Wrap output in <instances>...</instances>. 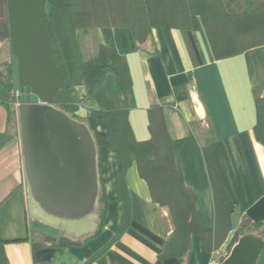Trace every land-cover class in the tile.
I'll use <instances>...</instances> for the list:
<instances>
[{"label":"crops","instance_id":"1","mask_svg":"<svg viewBox=\"0 0 264 264\" xmlns=\"http://www.w3.org/2000/svg\"><path fill=\"white\" fill-rule=\"evenodd\" d=\"M75 37L83 60L95 56L99 45L114 49L126 60L131 79L125 95L127 122L136 141L150 138L149 108H162L173 160L184 186L194 194L195 210L204 230L212 231L216 224L213 190L202 153L209 144L219 148V162L238 210L252 222L262 221L264 147L255 140L252 130L257 121L255 97L264 95V44L215 59L201 26L184 33L170 27L151 28L150 36L141 45L135 43L127 27H99L83 32L79 29ZM114 82L113 74H107L102 87L106 97L119 108L121 101ZM75 91L82 99L85 86H77ZM79 106L76 115L81 119L87 118L88 110H99L93 101H81ZM6 113L0 104V240L27 238L25 242L0 243L7 264H180L173 258L159 259L173 224L167 207L150 201L147 185L137 175L134 163L125 175L129 222L119 233L123 207L114 198L115 174L122 158L108 144L97 151L102 189L109 200L100 234L80 246L64 248L49 246L56 238L43 234V240H32L29 221L42 219L29 205L20 141ZM87 124L92 137L101 135L108 142L103 116L89 117ZM232 236L233 231L225 236L215 250L218 255L205 248L200 236L191 238L185 264L224 261L237 242L230 246ZM34 243L47 246L33 249ZM255 263L264 264V247Z\"/></svg>","mask_w":264,"mask_h":264},{"label":"trees","instance_id":"2","mask_svg":"<svg viewBox=\"0 0 264 264\" xmlns=\"http://www.w3.org/2000/svg\"><path fill=\"white\" fill-rule=\"evenodd\" d=\"M5 7L6 0H0V41L9 40ZM44 7L48 33L53 41V54L63 75V86L58 88L51 105L84 124L88 123L89 117L103 116L108 142L101 135L93 136L96 150L99 151L108 144L121 154L122 165L115 174L114 198L123 207L119 233L129 222L125 175L134 163L137 175L147 185L150 201L167 207L173 224V231L160 252V260L173 258L180 264H185L191 238L195 236H200L205 248L211 252L219 248L230 231H233L230 246L238 240V236L248 231H254L257 236L264 238V218L262 221L252 222L238 210L219 162V148L213 144L203 147L202 153L209 185L213 190L216 224L212 231L203 229L200 216L195 210L194 194L184 186L180 170L173 160L172 142L163 121L162 108H149L147 122L150 138L142 142L136 141L127 122L125 95L131 86V79L126 60L114 49L104 45L98 46L95 56L83 60L75 37L78 29L83 32L99 27H127L133 32L135 43L141 45L150 36L151 28L170 27L184 33L201 26L213 57L222 59L264 44V0H46ZM6 66L4 77L0 78V104L9 115V120L14 118L17 123L13 107L16 88L12 62ZM107 74L114 76L121 101L119 108L104 93L102 83ZM80 85L85 86L82 99L77 98L75 91ZM81 101H93L99 110H88L87 118L81 119L76 115ZM254 102L257 121L252 131L255 140L264 147V95L256 96ZM99 162L97 157L100 193L94 222L76 231L51 224L60 232V236L49 246H80L102 231L109 200L102 189ZM64 230L76 233L78 237L66 235ZM25 241L27 238L0 240V243L3 245ZM1 245L0 264H7ZM32 245L33 249L47 246L38 243Z\"/></svg>","mask_w":264,"mask_h":264},{"label":"water","instance_id":"3","mask_svg":"<svg viewBox=\"0 0 264 264\" xmlns=\"http://www.w3.org/2000/svg\"><path fill=\"white\" fill-rule=\"evenodd\" d=\"M46 0H6L9 45L23 173L29 205L66 229L91 225L100 193L97 148L87 124L51 105L63 85L48 33ZM51 224L29 221V230L51 238ZM264 239L248 231L217 264H256Z\"/></svg>","mask_w":264,"mask_h":264},{"label":"rangeland","instance_id":"4","mask_svg":"<svg viewBox=\"0 0 264 264\" xmlns=\"http://www.w3.org/2000/svg\"><path fill=\"white\" fill-rule=\"evenodd\" d=\"M9 47H10L9 40L0 41V78H3L4 75H5L6 67H7L6 64L12 62L11 61L12 60V56H11V51H10ZM13 107H14V110H16V113H17V107L15 105ZM10 120L14 124L13 127H15V130H16V137L19 138V129L17 127L18 126V119H17V123H16L14 118L13 119L11 118ZM25 206H26V209H27V211H28V213L30 215L31 214V210H29L27 205H25ZM32 217H34V219H37V216H35V215H33ZM43 222H45L47 224H51V223H48L47 221H43ZM51 226H53V225H51ZM64 231H65L64 233H67L69 236L78 237L77 235H75L72 232H67L66 230H64ZM30 232L33 233L32 240H34V241H40V239L43 238L42 234L39 233V232H33V231H30ZM76 239L78 240V238H76Z\"/></svg>","mask_w":264,"mask_h":264},{"label":"built area","instance_id":"5","mask_svg":"<svg viewBox=\"0 0 264 264\" xmlns=\"http://www.w3.org/2000/svg\"><path fill=\"white\" fill-rule=\"evenodd\" d=\"M15 94H16V95H15L16 98H17L18 96H20V92L17 91V90H16V93H15ZM14 105L17 107V106L19 105V102L16 100ZM212 254H213V255H218L217 251L212 252Z\"/></svg>","mask_w":264,"mask_h":264}]
</instances>
